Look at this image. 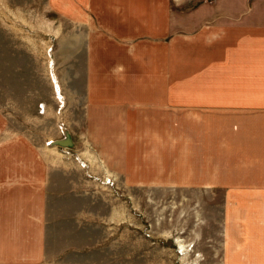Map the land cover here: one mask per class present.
I'll list each match as a JSON object with an SVG mask.
<instances>
[{
    "label": "rangeland",
    "instance_id": "1",
    "mask_svg": "<svg viewBox=\"0 0 264 264\" xmlns=\"http://www.w3.org/2000/svg\"><path fill=\"white\" fill-rule=\"evenodd\" d=\"M74 21L61 0H0V264H240L246 256L264 264V217L243 220L224 243V189L126 186L131 150L144 164H155L158 149L167 164H190L191 151L211 150L200 128L214 132L221 164L216 132L234 122L192 121L175 102L181 90H161L172 96L167 105L145 89L189 82L174 67L159 72L165 57L149 49L160 43L117 41L107 24ZM128 129L145 134L137 150ZM64 134L71 148L51 144ZM232 208L238 218L248 211Z\"/></svg>",
    "mask_w": 264,
    "mask_h": 264
},
{
    "label": "crops",
    "instance_id": "2",
    "mask_svg": "<svg viewBox=\"0 0 264 264\" xmlns=\"http://www.w3.org/2000/svg\"><path fill=\"white\" fill-rule=\"evenodd\" d=\"M61 1L63 16L69 22L73 16L74 23L80 25L107 24L113 34L119 33L112 37L117 41L142 39L148 45L161 44L158 52L149 49L152 55L165 57L159 72L169 66L189 73V82L186 79L147 82L145 89H157L166 96L163 104L169 105L173 100L169 91L161 90H181L180 95L175 93V102L183 104L177 105L189 111L192 121L234 122L232 128L223 127L216 132L222 136L224 147L219 154L221 164L218 152L212 151L213 131L205 133L206 129L200 128L201 146H211V150L201 155L198 150L191 151L190 164L184 161L182 164L181 157L174 164H167L171 160L165 159L163 149L155 152V164H144V157L138 161L131 147L137 150L145 134L132 135L131 131H140L128 129L131 151L125 156L126 186H174L203 190L205 194L215 188L224 189L229 207L223 214L225 228L221 233L226 244L233 241L243 220L264 217L260 211L264 206V0ZM246 122L251 124L243 125ZM175 152L178 153L177 149ZM235 157L244 160L231 164ZM237 204L248 209L241 218L239 210L232 208ZM237 218L239 224L226 227V220ZM242 249L248 248L244 244ZM230 261L234 264L233 260L226 264H231ZM239 262L257 264L247 256Z\"/></svg>",
    "mask_w": 264,
    "mask_h": 264
},
{
    "label": "water",
    "instance_id": "3",
    "mask_svg": "<svg viewBox=\"0 0 264 264\" xmlns=\"http://www.w3.org/2000/svg\"><path fill=\"white\" fill-rule=\"evenodd\" d=\"M51 144L61 148H71L73 145L71 138L67 134H64V137L62 139L56 140Z\"/></svg>",
    "mask_w": 264,
    "mask_h": 264
},
{
    "label": "bare ground",
    "instance_id": "4",
    "mask_svg": "<svg viewBox=\"0 0 264 264\" xmlns=\"http://www.w3.org/2000/svg\"><path fill=\"white\" fill-rule=\"evenodd\" d=\"M182 249V247H180Z\"/></svg>",
    "mask_w": 264,
    "mask_h": 264
}]
</instances>
